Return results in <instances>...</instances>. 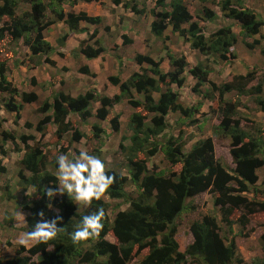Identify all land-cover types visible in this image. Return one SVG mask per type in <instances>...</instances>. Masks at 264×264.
Wrapping results in <instances>:
<instances>
[{
  "label": "trees",
  "instance_id": "16d2710c",
  "mask_svg": "<svg viewBox=\"0 0 264 264\" xmlns=\"http://www.w3.org/2000/svg\"><path fill=\"white\" fill-rule=\"evenodd\" d=\"M59 1L62 3L66 0ZM80 1L99 0H74L73 3ZM146 2L148 0H145ZM19 3L20 0H0V22H4L0 26V41L7 36L16 41L21 40L33 55H48L53 51L52 44L44 35V30L52 23L63 21L68 24L71 32L77 33L89 32L87 27L81 26L82 22L100 24L104 20L102 16L90 15L84 10L77 13L52 8L56 18L45 21L48 5L44 0H34L31 9L20 15L17 12ZM114 3L116 5L122 3L125 8H130L136 14H144L146 11L145 8L139 7L137 0L132 4L129 0L124 2L114 0ZM220 6L226 17L239 21L245 33L249 35L260 33L261 27L264 26V18L246 2L222 0ZM203 12V16L199 17L202 20L211 21L218 18L217 13L207 6L203 8ZM150 13L153 17L150 23L151 37L163 42L165 55L157 59L151 52L137 53L135 61L139 64L140 71H135L126 79H122L120 75L109 77L111 84L118 86L120 90L112 97L106 94L99 96L94 90L77 96L54 90L50 94L52 102L46 99L39 108L43 113L52 111L39 122V131L48 125H57L58 133L70 132L72 140L76 141L84 134L77 129L71 132L69 119L71 113H76L84 122L93 116L94 102H99L96 117L105 120L111 108L124 99L127 100V103L134 108L129 123L133 132L129 137L132 144L128 148L130 173L129 176H124L120 172L107 169L108 173L115 174L117 179L106 194L122 200V203L128 204L129 207L119 210L111 220L105 199L94 200L91 206H86L80 212L74 198L66 193L49 198L45 188H57L59 183L56 158L60 154L68 153L69 149L61 145L62 148L58 146L52 152H50L51 148L45 149V146L35 148L30 144L29 136L10 130L5 126L7 120L0 116V175L8 172L2 156L7 154L6 145L9 141L21 143L16 149L23 153L20 160L22 169L18 177L14 178L17 183L20 182V186H23L21 188L23 199L17 198L13 201L16 197L11 195L9 183L5 186L0 184V204L2 205L3 201H11L14 204L13 209L9 210L12 211L8 214L9 219L5 218L3 222L13 225L14 210L22 207L28 212L25 228L28 233L33 230L35 223L41 220L38 215L41 210L44 211V219L47 220L55 218L58 214L63 216V221L58 223L62 231L55 239L48 243H34L30 247L19 245L18 253L11 257H0V264H32L28 256H22L24 252L37 254L39 264H132V259L143 251L146 254L139 264H185L187 256L200 258L204 264L235 262L244 264L243 258L238 255L233 225L236 223L243 228L249 222L248 215L264 211V200L257 198V201L255 196H252L255 200L253 198L250 200L248 196L250 192L260 191L264 187V178H261L260 173V169L264 167V125L257 131L242 128L240 119L235 118L238 106L224 97L230 92H235L237 96H251L255 93L258 95L264 92V88L259 84L253 92L249 90L250 83L255 79L253 73L241 74L229 82L218 85L210 78L212 67L205 66L202 61L190 66L186 53L181 55L172 53L167 42L172 34H176L189 44L191 50H199L205 56L218 55L221 60L227 62L237 57L231 51L232 46L237 42L232 25H222L208 34L198 18H194L186 0H171L169 3L166 0H157L150 8ZM5 17L8 20H4ZM106 29H109V26ZM96 33L90 35L93 43L87 39L81 42L76 55L95 59L109 53V50L106 52V47L99 45L98 39L95 40ZM71 35L72 33H66L59 39L61 46L65 45ZM122 39L125 46L134 42L126 31L122 32ZM58 53L61 56L66 54L62 51ZM261 53L264 55V45ZM118 58L122 63L119 56ZM166 59H169L173 67L170 71H164L162 68V63ZM44 63L56 65V62L48 56L44 59ZM187 68L190 75L196 79L192 90L199 95L198 102L190 107L182 104L180 92L187 82L185 75ZM79 71L97 76L88 64L82 66ZM1 73L0 91L9 94L5 109L15 112L16 117L20 119L24 104L40 101V94L36 90L21 92L6 79L3 67ZM203 85H210L215 92L203 93L200 89ZM16 97H20L21 101L17 102ZM216 97L219 101L225 99V107L222 111L224 118L220 126L231 138L230 152L235 164L233 168L216 158L212 137L194 142L190 149L186 148L188 138L177 137L169 142L158 140L169 128L167 117L170 114L177 112L182 114L183 123L188 121L187 124L193 126L195 122L192 118L200 112L204 101H213ZM259 104L264 110L263 99ZM146 115H150L148 120H145ZM110 123L114 131H119L120 114L111 118ZM94 128L96 133L102 131V127L97 124ZM121 147L123 148V145ZM161 148L165 151L168 165L180 164L179 170L171 169L169 166L159 169L157 165L152 169L149 168L147 157L155 155ZM71 152L74 158L80 153L76 148H71ZM142 153L147 157H142ZM129 181L138 188L136 194L126 190ZM30 189H33L32 193L29 192ZM204 192L212 195L214 205L219 209V215L206 212L202 219L195 220L191 225L194 241L186 250H182L176 238V220L189 206L188 199ZM101 207L105 209L107 216L99 239L80 244L73 243L71 234L80 224L82 217L92 214ZM238 210L243 211L244 215L234 220L232 217ZM224 225H227L229 230L226 234L223 233ZM111 233L115 241L105 238ZM261 239L264 243V236ZM50 246L52 249H49ZM257 264H264V259Z\"/></svg>",
  "mask_w": 264,
  "mask_h": 264
},
{
  "label": "rangeland",
  "instance_id": "374dc122",
  "mask_svg": "<svg viewBox=\"0 0 264 264\" xmlns=\"http://www.w3.org/2000/svg\"><path fill=\"white\" fill-rule=\"evenodd\" d=\"M74 0H66L60 3L59 0H44L48 5L46 12V19L53 20L56 18L55 13L52 12V8L57 10H64L65 12L78 13L80 8L87 7L95 15H101L104 20L100 24H92L88 26L89 34L84 39L79 38V32H71L68 24L63 21H57L50 24L45 30L44 35L52 46L53 51L48 55H33L27 45L21 40L16 41L7 36L0 41V79H2L1 69L3 67L6 79L12 82L22 91H34L36 90L40 94V101L25 103L21 110V118L16 117L15 112L7 111L5 104L9 94L0 91V116L7 120L5 126L10 130L15 131L18 134L24 133L29 136L30 144L36 147H43L45 149L51 148L50 152L54 151L58 146H64L69 149L68 156L70 160L74 159L71 148H76L88 152L90 155L98 156L106 164L107 169L110 171L120 172L124 176H129L130 166L128 164V158L130 157L129 146L132 144L129 137L133 134L130 129L129 123L134 108L127 103L124 99L119 104H116L110 109L109 116L106 120H102L96 117V109L100 106L99 102H94L93 116L82 122L76 113H71L69 119L71 121V132L74 129L80 131L83 135L81 139L73 141L70 132L63 134L58 133L57 125H48L44 127L42 131L38 130V124L52 111L43 113L40 111L41 104L49 99L52 102L51 92L64 91L71 93L75 96L85 93L89 90L98 92V95H110L114 96L120 90L118 86H114L109 81L111 75H120L122 79L128 78L132 73L139 70L140 66L135 61L137 53L151 52L155 57L165 55V49H163V42L156 40L154 37L146 36L145 31L147 26H150V20H152V14L150 8H152L157 0H137L140 8H145L144 14H136L131 11L130 8H125L123 4L116 5L114 0H99V1H80L81 6H77V3H73ZM128 1V0H122ZM136 1V0H135ZM171 0H166L169 3ZM220 1L222 0H186V3L190 10L194 14V18H198L200 23L204 26L206 32L209 34L222 25H232L233 31L236 33L237 42L232 46L231 51L237 57L234 60L224 62L218 55L205 56L199 50H191L181 36L172 34L171 38L167 40L170 45L172 53L181 55L186 53L190 66L197 65L202 61L205 66L213 68L210 75L211 80L215 81L218 85L233 80L236 76L241 74L247 75L253 73L255 79L250 83L249 89L253 92L259 84L264 88V55L261 53V49L264 45V26L261 27L260 33L256 35H249L245 33L239 21L227 18L223 13ZM243 3L250 5L251 8L257 12L260 17L264 18V0H241ZM34 0L22 1L20 0L18 14H22L25 11L31 9ZM134 0H129V3H133ZM79 4V3H78ZM209 7L213 9L218 18L215 20L207 21L202 20L199 17L203 16V8ZM243 6V5H242ZM149 14V15H148ZM132 16V17H131ZM8 20V18H4ZM4 22H0V26ZM85 24H90L82 22ZM109 26V29H106ZM135 26L134 35H136V45L129 44L125 46L122 44V32L125 28ZM96 30V31H95ZM97 32L94 37L95 40H99V45L106 47V52L103 59L96 58L92 61L91 65L94 67L93 71L97 72V76L81 73L79 69L87 64L82 56L76 55L77 50L83 40H90L92 32ZM66 33H72L67 39L64 46H61L59 39ZM131 34V33H130ZM148 40L146 41V39ZM81 39V40H80ZM172 39V40H171ZM166 44V43H165ZM95 46V45H94ZM65 52L64 56H61L58 52ZM50 57L56 62V65L50 63H44L46 57ZM120 57L122 63H120ZM90 66V65H89ZM164 71H170L173 69L166 59L162 63ZM189 68L185 72L187 82L181 88L182 104L186 107H190L192 104H196L199 99V95L195 94L192 87L196 84V79L189 73ZM203 93L210 94L215 92L210 85H203L200 87ZM143 96L142 94H140ZM233 104L238 106V113L235 118L240 119V126L247 130L257 131L259 127L264 125V110L261 109L262 99L264 100V92L260 94H254L251 96H237L235 92L225 94L224 97ZM224 99V100H225ZM258 99V100H257ZM219 101L218 97L214 100H206L200 112L192 118L194 125L191 126L187 123H183L182 114L172 113L168 118L169 128L166 129L158 140L173 141L174 138H188L187 149H190L191 145L203 138L212 137L215 147L216 158L222 163L227 164L230 168L235 167L233 158L231 156V138L221 128L223 121V108L225 103ZM16 101L20 102V97H16ZM120 114L121 127L119 131H114L111 127L110 120L115 115ZM150 115L145 116V120L149 119ZM152 116V115H151ZM97 124L102 127V131L96 133L94 125ZM168 134V136H166ZM165 136V137H164ZM32 138V139H31ZM17 142V141H16ZM21 142V141H20ZM56 142H58L56 144ZM21 143H13L9 141L6 145L7 154L2 156L3 163L8 169L3 175H0V184L5 186L9 183V191L12 196L23 199L20 182L15 181L18 177L20 170L22 169L20 160L22 154L16 149V146L20 147ZM123 145V148L121 147ZM60 146V147H61ZM149 147V146H148ZM147 147V148H148ZM62 148V147H61ZM41 150V149H39ZM78 156V155H77ZM142 157H147L145 153L141 154ZM147 164L149 168H153L157 165L159 169H164L169 166L171 169L179 170L181 165L170 166L166 160L165 151L161 148L155 155L147 157ZM229 169V168H228ZM261 178H264V167L260 169ZM26 174V173H25ZM15 178V179H14ZM126 190L131 194H136L138 188L131 181L126 185ZM261 191V192H260ZM260 191H252L248 194L250 200L255 196L264 200V187ZM29 192H33L30 189ZM1 194V191H0ZM59 195V194H58ZM60 196V195H59ZM255 200V199H254ZM108 213L110 219L113 220L114 216L119 210H125L129 207L128 204H123L122 200L109 197L106 194V200ZM188 207L184 209L182 214L177 218V233L176 238L180 244L182 250H186L188 246L194 241V235L191 231V225L195 220L202 219V216L206 212L216 213L219 215L218 207H215L213 197L209 192H204L194 197H191L187 201ZM120 204H122L120 206ZM1 205V204H0ZM78 210L82 212L86 207L83 204H77ZM14 204L13 202L3 201L0 206V257H11L18 253L19 244L18 238L26 232L17 231L14 235H11L13 231L9 230L11 224L3 222L5 218H8L9 213H12ZM24 209L19 207V210H14L16 213H22L24 216ZM6 215V216H5ZM244 212L238 210L234 213L233 219L236 220L239 216H243ZM221 217V215H220ZM24 218V217H23ZM249 222L241 228L234 223L233 230L235 231V238L238 247V255L243 258L244 264H257L264 259V243H262V236H264V211H257L248 215ZM9 219V218H8ZM24 222V220H23ZM20 226V221H16ZM225 229L223 233H228L227 225H224ZM24 231V230H23ZM9 232L11 234H9ZM232 235V234H231ZM107 239L115 241L112 233L107 236ZM30 244L28 247H30ZM52 249V246L49 247ZM146 252L138 253L133 259L132 264H139L143 259V255ZM22 256H28L30 262L39 264V256L32 255L28 252L22 253ZM185 264H204V262L197 257L187 256ZM233 264H239L235 262Z\"/></svg>",
  "mask_w": 264,
  "mask_h": 264
},
{
  "label": "clouds",
  "instance_id": "9594fccd",
  "mask_svg": "<svg viewBox=\"0 0 264 264\" xmlns=\"http://www.w3.org/2000/svg\"><path fill=\"white\" fill-rule=\"evenodd\" d=\"M56 161L59 183L57 188H45V193L49 198L66 193L69 197H73L77 204L91 206L94 200H106L108 189L117 179L115 174L110 175L108 173L103 160L83 150L73 160H70L67 155L60 154ZM38 215L41 220L35 223L32 231L18 238L17 243L19 245L28 247L32 243H48L62 231V228L58 226V223L63 221L62 215L58 214L51 220L44 219L45 213L42 210ZM15 216L18 221L23 220L22 213L18 212ZM106 216V211L102 207L92 214L84 215L80 224L71 234L73 243L80 244L92 239H99L105 227ZM105 238L107 239V237Z\"/></svg>",
  "mask_w": 264,
  "mask_h": 264
},
{
  "label": "crops",
  "instance_id": "0c3cea01",
  "mask_svg": "<svg viewBox=\"0 0 264 264\" xmlns=\"http://www.w3.org/2000/svg\"><path fill=\"white\" fill-rule=\"evenodd\" d=\"M79 3V4H78ZM77 3V6H81L82 5V3L81 2H78ZM87 3V2H86ZM81 10H84V11H87L90 15H95L96 13H93L89 8H87V7H83V8H80L79 9V11L78 12H80ZM77 12V11H76ZM149 15V14H148ZM132 17V16H131ZM151 21L152 20H150V23H151ZM92 24H85V23H81V26L82 27H88V26H91ZM134 30H136V27L135 26H130L129 28H125V31L127 32V35H129L133 40H134V42L131 44V45H136V42H137V40H136V35H134ZM137 31V30H136ZM90 32H92V31H90ZM93 33V32H92ZM131 33V34H130ZM167 33H169V32H167ZM166 33V34H167ZM89 34V32H79V38H83L84 39V37H87V35ZM145 35L147 36H151L152 34H151V26H147V30L145 31ZM80 39V40H81ZM148 40V38L146 39V41ZM141 53H144L143 51L141 52ZM105 55V54H104ZM104 55H101L100 57H98V58H100V59H103V57H104ZM96 59V58H95ZM94 59H92V61H93ZM84 61L88 64V65H90V67H91V70L93 71L94 70V67L91 65V63H90V59H87V58H84ZM93 72H95L96 74H97V72L96 71H93ZM115 86V85H114ZM116 87V86H115ZM119 89V88H118ZM119 93V92H118ZM19 210V209H18ZM25 213H24V218H23V220H24V222H23V220L22 221H20V226H18V224L16 223V221H17V219H16V216H15V220H14V222H13V225H11V227L9 226V229H8V231L9 230H11V231H13L12 232V234L9 232V234H11V235H14L15 233H17V231H19V229H20V231H22V232H26V230H25V228H26V225H27V222H26V216L28 215V212L26 211V210H23ZM21 213V212H20ZM1 222V221H0ZM24 230V231H23ZM24 234V233H23ZM34 243H32V245H33Z\"/></svg>",
  "mask_w": 264,
  "mask_h": 264
}]
</instances>
